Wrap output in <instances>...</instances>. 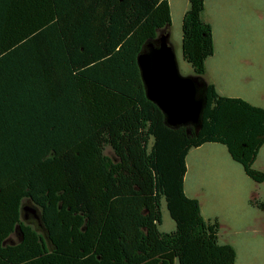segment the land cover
<instances>
[{"label":"trees","instance_id":"1","mask_svg":"<svg viewBox=\"0 0 264 264\" xmlns=\"http://www.w3.org/2000/svg\"><path fill=\"white\" fill-rule=\"evenodd\" d=\"M189 1L182 49L206 104L199 127L175 128L138 63L170 33L168 0H0V264L236 263L218 219L185 192L186 159L219 142L263 182L264 108L206 83L213 27L205 0ZM25 199L44 231L22 219ZM250 204L264 212V199Z\"/></svg>","mask_w":264,"mask_h":264},{"label":"rangeland","instance_id":"2","mask_svg":"<svg viewBox=\"0 0 264 264\" xmlns=\"http://www.w3.org/2000/svg\"><path fill=\"white\" fill-rule=\"evenodd\" d=\"M211 4L215 55L206 60L208 79L217 84L223 96H242L264 106V0H211ZM175 10L177 12L176 6L174 15ZM173 19L169 44L179 72L196 79L194 68L183 55L182 21L176 22V16ZM105 153L114 156L110 146ZM187 160L185 192L201 198L206 218L218 217L221 240L232 241L238 250L236 264H264V232L258 220V215L263 214L247 203L245 195L254 193L264 199V181L250 178L242 165L232 159L226 145L219 142L191 149ZM253 167L264 171V145ZM161 209L163 220L159 229L175 230L176 222L165 200ZM253 225L257 228L246 230ZM11 238L18 240L16 234Z\"/></svg>","mask_w":264,"mask_h":264},{"label":"water","instance_id":"3","mask_svg":"<svg viewBox=\"0 0 264 264\" xmlns=\"http://www.w3.org/2000/svg\"><path fill=\"white\" fill-rule=\"evenodd\" d=\"M138 63L147 96L163 111L166 123L175 128L188 124L199 127L206 104L205 84L180 74L169 35H162L158 45L148 44ZM23 210H31L40 219L35 207L24 206Z\"/></svg>","mask_w":264,"mask_h":264},{"label":"crops","instance_id":"4","mask_svg":"<svg viewBox=\"0 0 264 264\" xmlns=\"http://www.w3.org/2000/svg\"><path fill=\"white\" fill-rule=\"evenodd\" d=\"M168 2H169V4H170V6H171V13H172V22L174 21V16H176V22H178L179 20H183V17H184V15H185V13H186V11L190 8V1L189 0H168ZM176 6V8H177V12H176V10H175V15H174V7ZM202 17H203V19L206 21V22H208V23H210L211 25H212V27H213V31H214V40H215V28H214V13H213V7H212V4H211V0H205V9H204V12H203V14H202ZM215 53V52H214ZM213 55H215V54H213ZM213 55L211 56V57H213ZM211 57H209L208 59H210ZM207 59V60H208ZM206 65H207V61H206ZM207 74H208V67H206V73L204 74V79H205V81H206V83H208V84H214L215 85V87H216V89H217V84L215 83V82H211V80H209L208 79V77H207ZM217 91H218V89H217ZM219 92V91H218ZM220 94V93H219ZM221 95V94H220ZM229 97H241V98H243V99H245L246 101H248V102H250L251 104H253V105H255V106H259V107H263L264 108V106H262L261 104H259L258 102H256V101H253V100H251V99H249V98H244V97H242V96H229ZM188 156H189V154H188ZM188 156H187V159H188ZM186 159V160H187ZM187 166H188V160H187ZM187 171H188V167H187ZM184 189H185V182H184ZM186 191V190H185ZM189 197H191V198H197L198 200H199V202H200V206H201V211H202V215L204 216V213H203V203H202V200H201V198L199 197V196H196V195H189L188 193H186ZM246 195V200H247V203L251 206V207H254V206H252L251 204H250V200L251 199H253V198H259V197H257V196H255L254 195V193H248V194H245ZM256 208V207H255ZM257 209V208H256ZM259 210V209H258ZM259 211H261V210H259ZM262 212V214L263 215H260V217H259V215H258V220L260 221V225L262 226V231L264 232V212L263 211H261ZM214 216H209L208 218H206L205 216H204V218L206 219V220H211V221H213V218ZM215 219H218V217H215ZM219 221V220H218ZM247 229L246 230H254V229H256L257 227L255 226V225H253V226H247L246 227ZM221 238H222V234L219 232V241H220V243H224V244H231V245H233L234 247H235V249H236V252H237V260H238V258H239V254H238V250H237V248H236V246H235V244L231 241H227L226 239L225 240H221ZM237 260H236V263H237ZM235 263V264H236Z\"/></svg>","mask_w":264,"mask_h":264},{"label":"flooded vegetation","instance_id":"5","mask_svg":"<svg viewBox=\"0 0 264 264\" xmlns=\"http://www.w3.org/2000/svg\"><path fill=\"white\" fill-rule=\"evenodd\" d=\"M24 206H31V207H34V205H32L31 203H29L28 201L24 202L23 205H22V219L28 223L29 225L35 227L37 230H41V231H44V227H43V224H42V221H41V215H40V219H38L36 217V215L31 211V210H23V207ZM39 213H40V210H39ZM13 234H16L17 235V239H21V232L20 230L17 228L16 231L13 233ZM12 234V235H13ZM11 235V236H12ZM10 236V241L12 243H15L17 241H14Z\"/></svg>","mask_w":264,"mask_h":264}]
</instances>
